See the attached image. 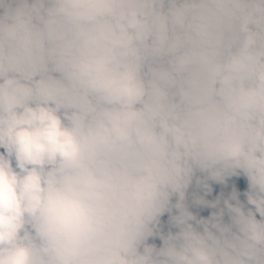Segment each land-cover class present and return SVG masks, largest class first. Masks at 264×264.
Segmentation results:
<instances>
[{"label": "clouds", "instance_id": "clouds-1", "mask_svg": "<svg viewBox=\"0 0 264 264\" xmlns=\"http://www.w3.org/2000/svg\"><path fill=\"white\" fill-rule=\"evenodd\" d=\"M0 264H264V0H0Z\"/></svg>", "mask_w": 264, "mask_h": 264}]
</instances>
